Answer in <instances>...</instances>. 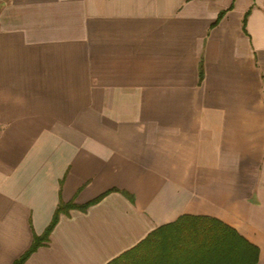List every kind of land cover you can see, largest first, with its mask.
I'll use <instances>...</instances> for the list:
<instances>
[{"label": "crops", "instance_id": "crops-1", "mask_svg": "<svg viewBox=\"0 0 264 264\" xmlns=\"http://www.w3.org/2000/svg\"><path fill=\"white\" fill-rule=\"evenodd\" d=\"M107 264L184 214L264 264V0H0V264Z\"/></svg>", "mask_w": 264, "mask_h": 264}, {"label": "trees", "instance_id": "trees-1", "mask_svg": "<svg viewBox=\"0 0 264 264\" xmlns=\"http://www.w3.org/2000/svg\"><path fill=\"white\" fill-rule=\"evenodd\" d=\"M101 197L82 205L59 203L51 223L13 264L24 261L49 240L59 215L71 208L85 210ZM259 249L235 228L209 216L184 214L151 231L141 242L107 264H257Z\"/></svg>", "mask_w": 264, "mask_h": 264}]
</instances>
